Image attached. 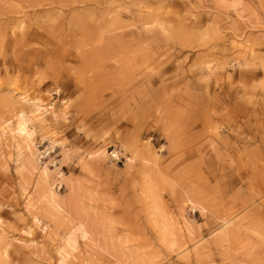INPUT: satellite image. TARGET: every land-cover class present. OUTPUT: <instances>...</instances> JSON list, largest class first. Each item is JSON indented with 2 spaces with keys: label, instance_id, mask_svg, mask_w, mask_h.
Segmentation results:
<instances>
[{
  "label": "rangeland",
  "instance_id": "374dc122",
  "mask_svg": "<svg viewBox=\"0 0 264 264\" xmlns=\"http://www.w3.org/2000/svg\"><path fill=\"white\" fill-rule=\"evenodd\" d=\"M0 264H264V0H0Z\"/></svg>",
  "mask_w": 264,
  "mask_h": 264
},
{
  "label": "bare ground",
  "instance_id": "6f19581e",
  "mask_svg": "<svg viewBox=\"0 0 264 264\" xmlns=\"http://www.w3.org/2000/svg\"><path fill=\"white\" fill-rule=\"evenodd\" d=\"M25 125H23L20 129H19V133L20 134H25ZM30 137V136H29ZM28 138V137H27Z\"/></svg>",
  "mask_w": 264,
  "mask_h": 264
}]
</instances>
